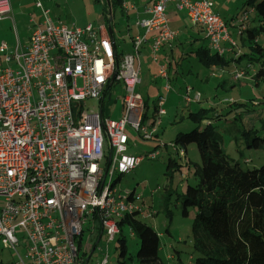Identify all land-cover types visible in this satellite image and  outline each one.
<instances>
[{
	"label": "built area",
	"instance_id": "2783aa9c",
	"mask_svg": "<svg viewBox=\"0 0 264 264\" xmlns=\"http://www.w3.org/2000/svg\"><path fill=\"white\" fill-rule=\"evenodd\" d=\"M135 1L120 3L124 18L132 11V23L144 28L132 37L129 53L117 54L103 17L96 25L65 24L54 20L40 2L36 6L41 14L28 40L22 44L16 37L14 47L0 43L7 64L0 66V242L15 251L21 264H83L86 220L92 227L98 223L104 237L95 264H109L110 242L121 233L119 222L129 213L144 217L143 204L135 203L141 193L119 191L112 177L130 172L144 159L127 152L126 130L153 140L166 113L170 77L157 53L177 35L169 26L168 2L203 27L210 50L218 55L241 54L212 0H140L147 17L137 15ZM107 11L111 20L110 6ZM5 18L11 19L10 0H0V20ZM247 18L248 11L243 10L232 20L240 35ZM150 32H154L152 59L158 63L153 79L161 80L162 93L146 118L145 99L136 87L141 82L139 50ZM243 70L233 68L231 79L242 78ZM223 72L213 66L210 75ZM116 83L124 91L121 115L113 119L104 108ZM191 94L192 88L186 86L187 104L201 101L200 92ZM88 100L96 104L87 105ZM157 155L154 151L147 156ZM17 229L22 232L26 260L16 250Z\"/></svg>",
	"mask_w": 264,
	"mask_h": 264
},
{
	"label": "rangeland",
	"instance_id": "374dc122",
	"mask_svg": "<svg viewBox=\"0 0 264 264\" xmlns=\"http://www.w3.org/2000/svg\"><path fill=\"white\" fill-rule=\"evenodd\" d=\"M245 1L212 0L214 11L225 19L235 15L238 11L247 10L246 26L250 23L256 28L260 25L263 27L260 31H257L256 42L264 49V16H259L254 8L251 5H247ZM36 2H40L42 7L49 9L50 16L54 20H60L65 24H73L79 27H84L88 23L96 25L103 17L106 23L110 22L112 24L113 38L118 47L125 48L126 51L130 50V45L128 46L130 29L128 27L132 26L130 24L133 21V17L127 21L124 17L119 16L117 10L113 12L111 10L112 19L110 20L107 7L104 6L101 0H10L11 19L0 20V43L6 42L10 47H14L16 37L19 38L22 44L28 40L34 22L39 20L41 14V8L36 6ZM167 14L169 18L176 14L181 16L189 26L190 21L186 15L176 11L173 4L168 5ZM182 28H185V26ZM229 30L231 37L237 42L241 54L242 52L249 53L251 51L248 47L249 42L239 38L237 29L236 32L231 27ZM196 42L182 43L175 51L177 55L174 57L176 63H171L170 70L172 72L176 71L177 74L170 80L171 90L166 93V113L161 118L157 136L153 140H142L135 132L126 130L130 138L127 152L133 155H143L144 159L130 172L122 175L115 173L112 177L119 191L134 190L135 193H141V199L136 200L135 203L137 205L143 204L144 217H141L142 220L163 234L159 238V256L163 264H195L194 259L198 256L193 247L191 235L196 209L187 207V213H183V204L180 196L184 193L187 185L193 186L198 180V177L193 172L196 165H200L201 159L195 144H189L184 154L180 153L178 145L172 147L177 132H187L194 127L193 121L188 118L189 111H195L199 107L204 106L211 107L214 112L221 114L216 118L213 112L209 114V119L207 120L214 125L219 134L221 147L229 157L230 163H237L244 170L258 167L264 162L263 147L247 146L248 141H251L253 136L264 137V129L260 127L261 119L264 117V79L260 80L259 85H257L252 78V75L257 70V63L250 61L248 55L243 54V59L234 63L233 66L244 69V75L237 80L235 86H228V82L224 80L222 84H225L222 88L226 91L220 89L224 92H218L215 87L217 78L210 76V68L208 69V67L199 62L193 52L185 53L181 58L179 57L181 51H185L187 47H196ZM214 51L211 50V53H214ZM233 54L231 51L224 53L226 57L231 55L232 58L234 57ZM157 55L160 59L159 62L165 64L167 61H165V55L161 52H158ZM257 55L255 54L254 56ZM230 64H232V60ZM6 65L3 55L0 54V66ZM153 65L155 63L150 60V57L145 55L143 57L142 55V73L140 76L142 83L137 87V90L145 99L146 118L152 115L154 105L152 99L162 93L161 82H158L160 84L159 88L158 85L150 82L147 75V68H149L150 73H152L153 69V72H155L156 65ZM212 66L216 67L215 65L210 67ZM227 66H220L224 70L222 75L226 76L227 72L231 75L232 69L229 68L227 71ZM203 79L207 83L203 82ZM187 85H192L193 92L191 95L196 91L200 92L201 102H192L191 105L185 102L184 94ZM226 87L228 88L226 89ZM123 91L122 85L116 83L112 87L110 94L105 97V101L109 102L108 105L106 103L104 108L106 116L113 119L120 117ZM209 96H212L211 105L207 101ZM233 100L244 105L242 104L240 107L232 106L230 103ZM86 104L94 106L96 101L88 100ZM228 109L231 110L229 111ZM249 129H254V133L251 134L249 140H246L242 132ZM154 151L158 152V155L155 158H149L147 155ZM169 158L175 159L181 164V170H177L171 179L164 175ZM166 200L167 208H163V203ZM93 231L94 226L92 227L91 222L86 220L83 223L81 236L82 247H92L94 245L96 239ZM120 234L124 236L127 246V253L123 257L124 261L127 264H136L135 254L139 246L138 240L131 234L130 227L127 224L122 225ZM17 235L20 240L16 250L19 256L26 260L25 243L21 238L22 232L20 229H17ZM103 239L104 237L99 241V245L103 244ZM114 246L115 241H111L109 245V264H121L119 262L121 258H118V251ZM86 251L84 252V257L87 254ZM167 254L172 256L179 255V258L176 256L172 259V256H169L170 259H167ZM99 255L98 248H96L90 259L86 260L84 258L83 264H94L95 259ZM129 257H132V260H129ZM0 264H21L15 251L4 246L2 242H0Z\"/></svg>",
	"mask_w": 264,
	"mask_h": 264
},
{
	"label": "trees",
	"instance_id": "16d2710c",
	"mask_svg": "<svg viewBox=\"0 0 264 264\" xmlns=\"http://www.w3.org/2000/svg\"><path fill=\"white\" fill-rule=\"evenodd\" d=\"M120 3L121 0H108L103 4L110 6L113 12L119 10ZM245 3L251 5L259 16H264V0H246ZM262 28L245 29L244 37H240L250 44L248 47L251 51L244 55H248L250 61L257 63V70L252 75L257 85L264 79V49L255 40L257 31ZM192 52L206 67L229 66L231 60L239 62L244 56L239 54L230 60L224 54L211 53L204 45L198 46ZM255 54L258 55L254 56ZM242 104L235 100L230 103L237 107ZM213 112V108L204 106L189 111L188 118L193 121L194 127L187 132H177L172 143L173 147L178 145L183 154L189 144H195L201 159L200 165H196L193 172L198 180L193 186L187 185L180 196L183 213H187V207L196 209L191 229L193 247L198 253L194 262L264 264V162L258 167L244 170L237 163H230L229 157L221 147L219 134L207 120ZM214 113L216 118L221 115L216 111ZM260 127L264 129V117ZM242 133L246 140H249L254 129L243 130ZM247 146L264 148V137L253 136ZM180 167L181 164L177 160L169 158L164 175L171 179L177 170H181ZM166 202L167 200L163 203V208H167ZM125 224L138 240L136 264H163L159 256L157 230L144 222L136 212L124 216L119 222L120 231ZM114 247L118 251V258H121L119 262L127 264L123 258L127 253V246L122 234L118 236ZM176 256L179 258V255ZM129 260H132V257H129Z\"/></svg>",
	"mask_w": 264,
	"mask_h": 264
},
{
	"label": "crops",
	"instance_id": "0c3cea01",
	"mask_svg": "<svg viewBox=\"0 0 264 264\" xmlns=\"http://www.w3.org/2000/svg\"><path fill=\"white\" fill-rule=\"evenodd\" d=\"M128 2H129V0H127ZM144 1H140V0H137V1H135V5H136V9H135V11H136V13H137V15L139 16V17H147V14L143 11V5H144ZM169 4H172V2H168V4H167V7H166V14H167V8H168V5ZM242 11V10H241ZM241 11H238L235 15H232V16H230L228 19H225L224 18V20H226V22L229 24V29H230V27H231V29H233L235 32H236V27H234L233 26V24H232V20H233V17L234 16H236L238 13H240ZM117 13L119 14V16L120 17H124L125 16V14H124V12L122 11V9H121V6H119V10L117 9ZM183 14H185L186 15V13H184V12H182ZM127 17V19H129V17H133V14H132V11H130V12H128V16H126ZM167 17H168V19H169V26H170V28L171 29H173V30H175L176 32H177V35H176V37L174 38V40L172 41V43H171V45H168V44H163L162 45V47L160 48V50H159V52H161V53H163L164 55H165V64L164 63H162V62H160V63H162V64H164L165 65V67H166V69H167V72H168V75H169V77H170V80H171V78L173 79L174 77H175V75L177 74V72L176 71H171L170 70V65H171V63H176V60H175V55H176V53H175V51L177 50V47H179V45L180 44H182V43H185V42H187V43H192V42H194V41H197L196 42V44H197V46L196 47H187L186 48V50L185 51H181V53H180V58L186 53V54H188V53H190V52H192L193 51V49H195V48H197L198 46H202V45H204V46H206V47H208V43H207V40H206V38H205V34H204V30H203V27L201 26V25H198V24H194V23H192L191 21H190V19H189V17L186 15V17L188 18V20L190 21V23H189V26L186 24V22H185V19L184 18H182L181 16H179V15H173L172 17H170L169 18V16H168V14H167ZM127 19H125V20H127ZM110 23V22H109ZM111 24V23H110ZM110 24H108V25H110ZM171 24H173V25H171ZM130 25H132V26H130V27H128V29H130L129 30V35H128V40H129V43H128V46L130 45V50H128V51H126L125 50V48H119L118 47V45L116 44V52H117V54H119V53H127V52H131V49H132V47H131V39H132V37L135 35V34H137V33H143V31H144V28H142V27H138V26H136V25H134L133 23H131ZM187 25V26H186ZM183 26H185V28H182ZM111 27H112V24H111ZM259 27H261V25L259 26ZM248 28H253V29H257L256 27H254L253 25H251L250 23H249V25L248 26H246V29H248ZM186 29V30H185ZM229 32H230V30H229ZM245 32V31H244ZM230 34H231V32H230ZM244 34V33H243ZM243 34H239V38L241 37V36H243ZM110 36H112L113 37V27H112V35H110ZM153 36H154V32H150V33H148V35H147V39H146V41L143 43V45L141 46V48H140V50H139V59H140V64H139V68H140V76H141V73H142V66H141V58H142V55H143V57H144V55L145 56H148V57H150V60H152L154 63H155V65H153V66H155V72H153L154 71V69H153V71H152V73H150V70H149V68H147V75H148V77H149V80H150V82L151 83H153L154 85H158V87L160 88V84L158 83L159 81L161 82V80L159 79V78H156V79H153V76L155 75V73H156V71H157V68H158V63L157 62H155L153 59H152V55H151V42H152V38H153ZM244 37V36H243ZM114 39V38H113ZM256 39H257V37H256ZM255 39V40H256ZM204 42V43H203ZM115 43H116V41H115ZM250 45V44H249ZM210 50V49H209ZM190 51V52H189ZM210 52H211V50H210ZM245 53H247V52H242V55L243 54H245ZM177 56V55H176ZM229 57H227L228 59H230V58H232V56L231 55H228ZM159 61H160V59H159ZM237 61L236 60H232V64H230L229 66H227V71H228V69L230 68V69H233V68H235V66H233V64L234 63H236ZM232 65V66H231ZM216 66V65H215ZM218 67V66H217ZM232 67V68H231ZM210 68V69H209ZM208 69L210 70V74H211V72H212V70H213V66L212 67H208ZM211 76V75H210ZM226 76H228V77H226ZM226 76L223 74H220V75H215V76H212V77H215V78H217V81H216V88L218 89V92L219 91H221V92H224V91H222V90H220V89H224V88H222L223 87V85L225 84V83H223L222 84V82H224V80H226L227 82H228V86H235V84H237V81H233L232 79H231V75L230 74H228V72H227V74H226ZM141 78V77H140ZM208 81H209V79H208ZM203 82H205V83H207V81L205 80L204 81V79H203ZM142 83V79H141V82L137 85V87L140 85ZM117 84H120V83H117ZM188 86V85H187ZM192 86V85H191ZM190 86V87H191ZM137 87H136V90H137ZM192 88V87H191ZM228 87H226V89H227ZM225 90V89H224ZM138 91V90H137ZM226 91V90H225ZM170 92V91H169ZM192 92H193V88H192ZM197 92V91H196ZM199 92V91H198ZM138 93H140L139 91H138ZM141 94V93H140ZM155 99V98H154ZM154 99H152V102L154 101ZM211 99H212V96H209V97H207V101H208V103H210V105H211ZM201 102V101H200ZM109 103V102H108ZM188 105H191V103H189ZM164 116V115H163ZM162 118V117H161ZM160 126V125H159ZM158 126V127H159ZM157 134H158V128H157V131H156V136H157ZM100 226H99V224L98 223H95L94 224V236H95V242H94V245L91 247V246H87V247H82L81 246V248H82V251H83V253L85 252V250H87L86 252H87V254H86V256H85V259L87 260V259H90V257L92 256V254H93V252H94V250L96 249V248H98V252L100 253V255L95 259V261H94V264L96 263V261H97V259H99L100 257H101V250L99 249V241H100V239L102 238V235H101V237H100ZM158 232V231H157ZM158 235H159V238L163 235L161 232H158ZM117 238H118V236L113 240V241H115V244H116V240H117ZM169 256H172V255H169V254H167L166 255V258L167 259H170L169 258ZM176 257V255H173L171 258L172 259H174Z\"/></svg>",
	"mask_w": 264,
	"mask_h": 264
},
{
	"label": "water",
	"instance_id": "95a60500",
	"mask_svg": "<svg viewBox=\"0 0 264 264\" xmlns=\"http://www.w3.org/2000/svg\"><path fill=\"white\" fill-rule=\"evenodd\" d=\"M108 33L109 35H112V27L110 25L108 26Z\"/></svg>",
	"mask_w": 264,
	"mask_h": 264
},
{
	"label": "clouds",
	"instance_id": "9594fccd",
	"mask_svg": "<svg viewBox=\"0 0 264 264\" xmlns=\"http://www.w3.org/2000/svg\"><path fill=\"white\" fill-rule=\"evenodd\" d=\"M156 137V136H155Z\"/></svg>",
	"mask_w": 264,
	"mask_h": 264
}]
</instances>
